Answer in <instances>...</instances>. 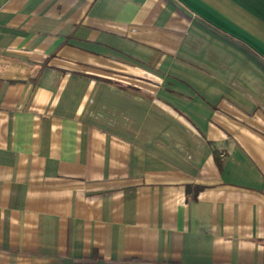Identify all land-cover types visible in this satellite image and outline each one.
<instances>
[{"label": "crops", "instance_id": "obj_1", "mask_svg": "<svg viewBox=\"0 0 264 264\" xmlns=\"http://www.w3.org/2000/svg\"><path fill=\"white\" fill-rule=\"evenodd\" d=\"M0 264H264V0H0Z\"/></svg>", "mask_w": 264, "mask_h": 264}, {"label": "trees", "instance_id": "obj_2", "mask_svg": "<svg viewBox=\"0 0 264 264\" xmlns=\"http://www.w3.org/2000/svg\"><path fill=\"white\" fill-rule=\"evenodd\" d=\"M188 189H189V188L187 187V190H188ZM198 190H199V188H197V187H194V188H193L194 193H196Z\"/></svg>", "mask_w": 264, "mask_h": 264}]
</instances>
